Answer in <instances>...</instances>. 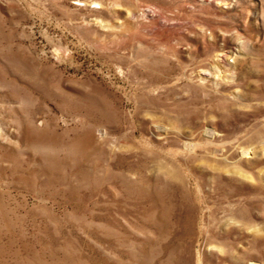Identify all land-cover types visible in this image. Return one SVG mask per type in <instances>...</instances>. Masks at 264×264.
<instances>
[{
    "label": "rangeland",
    "instance_id": "1",
    "mask_svg": "<svg viewBox=\"0 0 264 264\" xmlns=\"http://www.w3.org/2000/svg\"><path fill=\"white\" fill-rule=\"evenodd\" d=\"M0 264H264V0H0Z\"/></svg>",
    "mask_w": 264,
    "mask_h": 264
}]
</instances>
